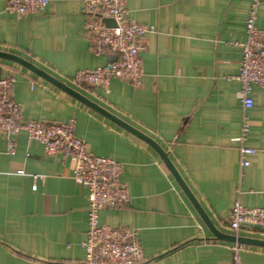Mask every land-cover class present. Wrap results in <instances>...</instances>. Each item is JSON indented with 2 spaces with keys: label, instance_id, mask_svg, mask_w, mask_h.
I'll use <instances>...</instances> for the list:
<instances>
[{
  "label": "crops",
  "instance_id": "crops-1",
  "mask_svg": "<svg viewBox=\"0 0 264 264\" xmlns=\"http://www.w3.org/2000/svg\"><path fill=\"white\" fill-rule=\"evenodd\" d=\"M0 0V51L17 55L154 140L206 213L226 234L235 201L264 208V89L254 86L246 110L250 130L241 143L243 108L238 74L250 0H127L131 20L155 32L141 38V86L112 79L108 93L76 85L82 69L104 66L85 32L82 0H49L23 18ZM256 24L264 29V0ZM15 75L12 98L22 119H75L88 149L122 164L130 201L103 208L100 223L138 231V264H233L232 242L217 239L160 155L148 143L23 65L0 57V78ZM13 155L0 133V264H85L87 189L72 178V162L47 154L24 131ZM256 152L241 165L239 147ZM36 186L33 189V186ZM241 236L264 240V225ZM239 264H264V247L242 244Z\"/></svg>",
  "mask_w": 264,
  "mask_h": 264
},
{
  "label": "built area",
  "instance_id": "built-area-1",
  "mask_svg": "<svg viewBox=\"0 0 264 264\" xmlns=\"http://www.w3.org/2000/svg\"><path fill=\"white\" fill-rule=\"evenodd\" d=\"M86 17L85 32L94 55H108L104 66L77 71L71 82L76 85L99 86L106 93L112 79H119L133 87L143 81V64L140 56L141 38L155 32V28L133 21L126 8L127 0H82ZM49 0H7L5 11L20 19L43 11ZM260 0H250L245 16V39L239 43L242 56L238 74L228 76L240 87L243 108L240 135L243 142L250 130L246 110L253 106L251 91L254 86L264 89V29L257 26ZM104 18L114 20L107 25ZM15 75L0 78V133L6 138V153L13 155L16 149L15 136L24 131L28 138L43 145L47 154H59L72 162V178L88 191V230L82 242L85 264H138L143 260L138 231L134 228L113 227L99 221L103 208L122 207L129 203L127 185L121 180L122 164L106 156L92 153L87 144L75 135V119L50 122L35 119L24 120L21 108L12 98ZM241 165H249L247 155L255 149L239 147ZM35 185L33 189H35ZM264 225V208L245 207L238 200L229 214V227L235 236L244 229ZM233 264L240 263L243 245L231 243Z\"/></svg>",
  "mask_w": 264,
  "mask_h": 264
},
{
  "label": "water",
  "instance_id": "water-1",
  "mask_svg": "<svg viewBox=\"0 0 264 264\" xmlns=\"http://www.w3.org/2000/svg\"><path fill=\"white\" fill-rule=\"evenodd\" d=\"M104 21H105V23L107 25H114V20L113 19L104 18ZM0 57L15 61V62L23 65L24 67L30 69L35 74H37L40 77L44 78L48 82L54 84L55 86H57L58 88L62 89L66 93L72 95L73 97H75L76 99L81 101L82 103L86 104L87 106H89L92 109L96 110L97 112L101 113L102 115H104L108 119L112 120L113 122H115L119 126L123 127L125 130H127L130 133L134 134L135 136H137L141 140H143L146 143H148L151 147H153V149H155V151L160 155V157L162 158V160L164 161V163L166 164V166L168 167V169L170 170V172L172 173V175L174 176V178L176 179V181L178 182L180 187L186 193V195L188 196V198L190 199V201L192 202V204L196 208L197 212L199 213L200 217L206 223V225L208 226L209 230L211 231V233L214 235L215 238L221 239V240H226V241H229V242H232V243L236 242V243H239V244L255 245V246L264 247V240L263 239L245 237V236H241V235L235 236V235H232V234L223 233V232L219 231L218 229H216L213 226V224L211 223V221L209 220V218L207 217L206 213L200 207L199 203L196 201V199L194 198V196L192 195L190 190L188 189V187L185 184V182L183 181V179L180 177V175L178 174L176 169L173 167V165L169 161L167 154L161 149V147H159V145L154 140H152L151 138H149L145 134L141 133L140 131H138L137 129H135L134 127L129 125L128 123H126L123 120L119 119L115 115L111 114L110 112H108L104 108H102L99 105L95 104L91 100L87 99L86 97H84L80 93L76 92L75 90H73L72 88H70L69 86L64 84L63 82L57 80L56 78L52 77L48 73H46L43 70L39 69L38 67L33 65L31 62H29V61H27V60H25V59H23V58H21V57H19L17 55H14V54H11V53L2 52V51H0ZM254 227L257 228V226H254Z\"/></svg>",
  "mask_w": 264,
  "mask_h": 264
}]
</instances>
